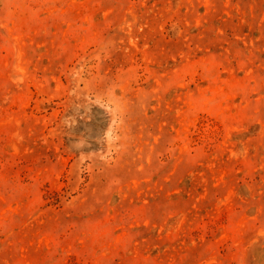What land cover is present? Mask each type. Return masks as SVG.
<instances>
[{
  "label": "rangeland",
  "instance_id": "rangeland-1",
  "mask_svg": "<svg viewBox=\"0 0 264 264\" xmlns=\"http://www.w3.org/2000/svg\"><path fill=\"white\" fill-rule=\"evenodd\" d=\"M0 264H264V0H0Z\"/></svg>",
  "mask_w": 264,
  "mask_h": 264
}]
</instances>
